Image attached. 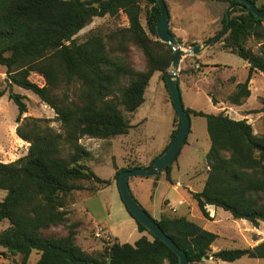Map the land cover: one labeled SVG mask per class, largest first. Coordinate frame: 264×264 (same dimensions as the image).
Masks as SVG:
<instances>
[{
    "label": "trees",
    "instance_id": "1",
    "mask_svg": "<svg viewBox=\"0 0 264 264\" xmlns=\"http://www.w3.org/2000/svg\"><path fill=\"white\" fill-rule=\"evenodd\" d=\"M252 1L264 10V0ZM225 2L229 4V26L226 13L222 30L204 42L214 45L222 41V48L242 58L249 72L243 82L236 75L224 80L234 85L224 100L218 97L216 84L217 91L206 92L215 105L223 101L242 106L252 95L253 75L264 74V17H257L237 1ZM122 15L127 19L124 26L108 32L97 28L82 42L76 40L95 18ZM160 16L157 0H0V65L13 85L36 94L61 122L60 130L42 128L40 123L50 119L24 117L28 112L26 96L9 94L18 108L17 135L29 148L16 161H0V190L6 192L0 201V224L9 222L0 230V248L21 254V264H29L33 252L40 255L33 264H179L177 254L137 222L122 198L138 230L151 238L145 235L133 244L104 240L102 250L90 253L77 244L81 222H70L78 193L95 192L112 183L118 186L123 171L142 166L131 162L119 168L114 163L113 179H103L89 166L91 152L81 140L129 134L132 126L127 114L144 104L153 76L160 73L166 85L174 52L158 37ZM134 49L140 51L142 69L136 67ZM33 73L44 78V86L30 79ZM5 94L0 90V100ZM186 112L206 119L211 140L205 186L192 194L201 213L210 219L208 207L214 206L258 229L264 225V132L256 134L247 119L235 120L226 113L208 114L191 108ZM175 113L178 122L170 143L181 124ZM174 162L154 178L165 174L172 183ZM155 220L187 254L189 264L211 258L226 262L244 257L264 259V241L213 253L218 234L186 216L162 214ZM60 226L68 228L67 234H45Z\"/></svg>",
    "mask_w": 264,
    "mask_h": 264
},
{
    "label": "rangeland",
    "instance_id": "2",
    "mask_svg": "<svg viewBox=\"0 0 264 264\" xmlns=\"http://www.w3.org/2000/svg\"><path fill=\"white\" fill-rule=\"evenodd\" d=\"M143 23L145 24V17H143ZM125 24H127V19L123 15L114 19L95 18L92 24L84 28L77 35L76 40L82 42L97 28H101L104 32H108L118 26H124ZM203 27L208 28L209 26L205 25ZM181 43L185 51L194 47L191 46L192 44L188 46L187 44L184 45L183 42ZM204 43L202 45H204ZM134 60L136 67L142 69L143 62L139 50L134 49ZM214 61L232 66L236 70L224 69L222 65L220 67L214 62L201 61L198 59V55L190 54L184 57L181 63L180 83L185 81V84H188L190 87L192 84V77L189 78L190 75H197V77L195 76L197 85L208 92L217 91L216 86L218 85V91L220 90L218 92V97L224 100L225 96L234 89V85L230 86L229 84H225L226 82L224 80L236 75L239 81H245L248 72L247 69H245L247 63L238 55L222 52H218ZM7 78L9 79L6 68L0 65V90L6 91L5 96L0 100V161L4 163L13 162L24 157L29 148V143L25 142L17 135V126L19 125L16 122L18 108L9 98L11 92L26 96L25 102L28 107V112L24 117L50 119V122H41V127L50 126L55 130H60L61 128V122L55 120L56 113L53 109L41 101V99L30 90L23 89L16 85H13V88L10 89L5 82ZM30 79L40 86L45 85L44 78L36 73H33ZM250 89L252 97L243 105L249 109L248 113H250V120H248V122H251L250 124H252L255 133L260 134L264 132V74L255 73L253 75L250 82ZM181 92L183 103H185L184 99L188 97L194 103L197 110L204 111L208 114L226 113L233 119H244V114L240 113L242 108L233 107L230 108L228 112H224L225 107H220L212 103L211 99L204 92H186L184 88H181ZM226 105L228 104L226 103ZM127 117L131 119L130 121L134 126L129 135L110 140L91 139L87 137L81 140L82 144L91 152L89 164L102 178L106 179L112 177L115 173L113 162L122 165V158L124 156H126L130 162L141 164L139 162L141 156L137 157L135 155L138 149L140 152H147L148 155H155V151L159 148L164 135L171 128L173 117L174 125L175 122H178L170 93L160 73H156L151 80L146 93V102H144L133 115L127 114ZM191 124L192 132L190 140L194 141V149L185 154L183 159L179 161V167H177L174 172V177L180 183H184V185L174 189L169 182L163 179L157 182L156 185L152 183L144 184V193L152 196L154 204L158 209H161L163 205L165 206L168 201L172 207H175L180 200H183L185 205L177 207L176 214H172V212H170V214L172 216L185 214L190 220L194 221L205 230L218 234L219 238L213 245L214 251L223 249H243L249 246H255L256 241H264L263 224L258 229L254 228L248 221L236 220L229 212L221 208H218L217 213H213V217H210V219L205 218L201 213L197 203L188 191L187 186L192 188L191 172L195 166H203L206 160V153L211 147V141L205 118L192 116ZM130 151H134V154H129ZM143 165H147V163L144 162ZM202 169L201 167L199 170L201 171ZM142 178L143 177H133L132 180L138 181ZM81 194L82 193L77 194V202L71 206V210L74 213L70 216L71 223L76 221L81 222V225L77 229L76 237L79 246L90 253L102 250L105 247V239L97 236V230L100 225L103 226L105 224L108 225L111 229V233L118 237L121 242L135 243L139 237L138 232L137 230L133 231L130 225L123 223L124 218L122 213L123 215L126 214L127 209L121 200L117 184L113 185V187H105L99 197L82 203V206L80 199ZM5 196L6 192L0 190V201H2ZM104 201L111 203L112 215L110 217V222H107L109 220L107 219V211L103 210L101 207ZM87 209L89 210L88 216L85 214L86 212H84V210ZM154 217L158 219L159 215ZM8 226L9 222L5 221L0 224V230ZM67 229L66 227L60 226L52 228L45 232V234L62 236L67 234ZM146 234L148 233L146 232ZM148 236L150 235L148 234ZM111 241H115L112 236ZM39 257L40 255L37 252H33L29 258V264L35 263ZM22 260L23 256L21 254L13 255L4 248H0V264H21ZM208 262L212 264H264V259L244 257L236 262H226L211 258L200 264H208Z\"/></svg>",
    "mask_w": 264,
    "mask_h": 264
},
{
    "label": "crops",
    "instance_id": "3",
    "mask_svg": "<svg viewBox=\"0 0 264 264\" xmlns=\"http://www.w3.org/2000/svg\"><path fill=\"white\" fill-rule=\"evenodd\" d=\"M165 2L167 4L168 10H169L170 31L172 32V34L175 36V38L178 41L183 42L184 45L187 44L188 46H190L193 43H198V44L202 45L205 40H207L208 38L214 37L219 31L222 30V19H223L224 15L229 11V4L225 1H218V0H165ZM101 19H105V18H101ZM205 25L209 26V27L208 28L203 27ZM222 45H223V42L220 41V42L215 43L214 45H210L208 48L203 49L200 52V54H198V59H200L201 61H207V62H212V63L214 62L218 65L227 66L228 69H230V70H236L232 66L220 64V63L214 61L218 52L230 53V52L224 50L222 48ZM230 54H232V53H230ZM245 69H247V71L249 72L248 64H247V66H245ZM248 72H247V76H248ZM195 76L197 77V75H190V77H189V78L192 77V84L190 85V87L188 86V84L187 85L185 84V81H182L180 83V87L184 88L186 92H192V91L193 92H204L211 99V97L207 94V92L202 87L197 85V80L195 79L196 78ZM198 81H200V80H198ZM184 101H185L184 104H185L186 108H191V109L197 110L194 103L188 97L186 99H184ZM211 101H212V99H211ZM216 105L217 106L219 105L220 107H225L224 112H228L229 109L233 108V107L242 108L240 113L244 114L243 118L250 120L249 119L250 113H248L249 109L246 108L245 105H242V106H234V105H230V104L226 105V103L223 101L217 103ZM197 111H200V110H197ZM131 126H132L131 129H132L134 127L132 125V123H131ZM131 129H130V131H131ZM173 130H174V117L172 120L171 128L164 135L163 140H162L159 148L155 151V155H148L147 152L146 153L140 152L139 149H138V151L135 152L136 153L135 155L137 157L141 156V159L139 160V162L142 164V166L150 165L151 162L155 158H157L158 156H160L164 152V150L167 148V146L170 143L171 134H172ZM191 130H192V124H191ZM191 130H190V133H189V136L187 139V144L184 145V147L182 148L181 154L178 157V160L176 162H174V164H173V168H172V172H171V177H172L173 182L172 183L169 182V184L171 186H173L174 189H177L178 187H182L184 185V183H180L174 177V172H175V169L177 167H179V161L181 159H183L185 154H187L189 151L194 149V141L190 140V135L192 132ZM129 134H130V132H129ZM129 134H127V135H129ZM122 136H125V135H122ZM118 137H121V136H118ZM118 137H115V138H118ZM209 138H210V136H209ZM112 139H114V138H112ZM101 140H103V139H101ZM108 140H110V139H108ZM131 153L134 154V151H132V152L130 151L129 154H131ZM207 153H206V155H207ZM126 159H127L126 156H124L122 158V165H119L117 162H113V163H116L119 168L125 167L129 163H131L130 161H128V159L127 160ZM144 162L147 163V165H143ZM88 164H89V160H88ZM89 166L95 171V169L90 164H89ZM201 167L203 169L200 171L199 169ZM114 169H115V167H114ZM191 174H192V176H191L192 188L188 187V186H187V188H188V191L190 192V194L192 195L193 193L201 192L205 186V181L207 179L206 160L204 161L203 166H195L194 169L192 170ZM114 175H115V173H114ZM114 175L112 177L106 178V179L107 180L113 179ZM103 179H105V178H103ZM163 179H165L167 181L165 174H163L159 179H155L154 177H151V178L150 177H143L141 180H138V181H133L132 178L129 181L131 191L134 194L135 198H137L138 202L144 207V209H146L149 212V214L153 218H155L154 216L159 215L157 220H159L161 218L162 214H170V212H172L170 210L171 205L168 201L167 204H165L166 202L164 203L165 206L163 205V206H161V209H158L157 206L154 204L152 196L150 194L144 193L143 189H144V184L146 185V183H152L153 185H156L157 182H159ZM115 184L116 183H112L110 185V187H113V185H115ZM103 191H104V188L98 189L95 192H90V191L80 192V193H82L80 196L81 206H82V203L88 202L92 199H95L96 197H99V195ZM180 201H182L183 204L179 205ZM180 201L178 202L176 207L185 205V202L183 200H180ZM101 207L103 210L107 211V219H109L107 222H110V217L112 215L111 214V203H107V201H104L101 204ZM208 209L210 212V217H213V213H217V211H218L217 210L218 208H216L214 206H209ZM84 212H86L85 214L88 216L89 210L88 209L84 210ZM127 213H128V211H127ZM127 213L124 215L122 213V216L124 218L123 223L130 225V227L133 229V231L137 230L138 236H139L138 239L141 238L142 236L148 235V234H146V232H140L138 230V225H137L136 221L130 216L129 213L128 214ZM176 213L172 212V214H176ZM179 216H186V215L180 214ZM105 225H103V226L100 225V226H102L112 236V238L115 241L117 240V241L121 242L118 237L114 236L111 233V231H110L111 229L108 227V225H106V226ZM259 242H261V240L256 241V245ZM121 243H123V242H121ZM213 245H212V250L214 253L217 251H214ZM208 264H212V263L208 262Z\"/></svg>",
    "mask_w": 264,
    "mask_h": 264
},
{
    "label": "water",
    "instance_id": "4",
    "mask_svg": "<svg viewBox=\"0 0 264 264\" xmlns=\"http://www.w3.org/2000/svg\"><path fill=\"white\" fill-rule=\"evenodd\" d=\"M218 1H237L239 5L243 6L249 12L255 14L257 17H264V10L260 9L252 0ZM157 2L161 9V16L157 22L158 37L161 41L167 43L174 52L172 67L166 74V85L171 96L173 107L181 119V124L177 135L165 150V152L155 158L150 165L128 169L120 174L118 180V189L125 205L129 209L133 217L137 220V222L147 228V230L150 231L154 236L158 237L161 241L166 243L179 257V264H189L187 254L182 251L172 240V238H170L163 231L158 222L149 214L146 209L141 206V204L135 198L134 194L131 191L129 181L133 177H154L156 174L164 171L166 167L172 164L182 151V148L184 147L191 130V115L186 112V108L183 103L181 87L179 85L181 63L184 57L190 54H200V52L203 49L208 48L212 42L204 43V45L197 44L192 49L185 51L182 47V43L178 41L170 31L169 10L165 0H157ZM229 13L230 10L227 12V26H229L230 22ZM5 82L10 89L13 88V83L10 79L7 78Z\"/></svg>",
    "mask_w": 264,
    "mask_h": 264
},
{
    "label": "built area",
    "instance_id": "5",
    "mask_svg": "<svg viewBox=\"0 0 264 264\" xmlns=\"http://www.w3.org/2000/svg\"><path fill=\"white\" fill-rule=\"evenodd\" d=\"M183 204L182 201L179 202V205ZM170 210L173 212V213H176L177 212V207H172L170 206ZM97 236L98 237H101L107 241H111V235L102 227L100 226L97 230Z\"/></svg>",
    "mask_w": 264,
    "mask_h": 264
}]
</instances>
